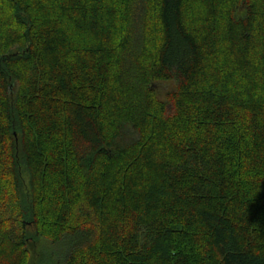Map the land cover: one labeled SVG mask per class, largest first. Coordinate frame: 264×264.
Instances as JSON below:
<instances>
[{"label":"trees","instance_id":"1","mask_svg":"<svg viewBox=\"0 0 264 264\" xmlns=\"http://www.w3.org/2000/svg\"><path fill=\"white\" fill-rule=\"evenodd\" d=\"M0 205V264H264V0H0Z\"/></svg>","mask_w":264,"mask_h":264},{"label":"rangeland","instance_id":"2","mask_svg":"<svg viewBox=\"0 0 264 264\" xmlns=\"http://www.w3.org/2000/svg\"><path fill=\"white\" fill-rule=\"evenodd\" d=\"M163 87V86H162ZM0 207H2V205H0Z\"/></svg>","mask_w":264,"mask_h":264}]
</instances>
